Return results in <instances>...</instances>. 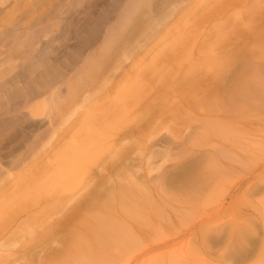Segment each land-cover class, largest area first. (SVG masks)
<instances>
[{
    "label": "bare ground",
    "instance_id": "6f19581e",
    "mask_svg": "<svg viewBox=\"0 0 264 264\" xmlns=\"http://www.w3.org/2000/svg\"><path fill=\"white\" fill-rule=\"evenodd\" d=\"M84 1L79 32L70 28L75 40L60 53L61 37L45 38L68 12L54 7L43 19L55 0H0V264H164L191 236L207 260L187 253L179 263L212 264L215 218L232 196L224 180L256 177L259 164L264 172L263 134L249 171L239 139L247 115L264 120V0L232 4L251 12L213 49L225 56L215 72L151 83L142 65L152 45L194 0L170 15L154 0L66 5ZM169 106L181 128L165 127ZM186 153L194 170L179 174ZM259 200L264 219V193ZM244 249L231 251L243 263Z\"/></svg>",
    "mask_w": 264,
    "mask_h": 264
},
{
    "label": "rangeland",
    "instance_id": "374dc122",
    "mask_svg": "<svg viewBox=\"0 0 264 264\" xmlns=\"http://www.w3.org/2000/svg\"><path fill=\"white\" fill-rule=\"evenodd\" d=\"M126 1L127 0H121L120 2L119 0L116 10L122 8ZM181 1L182 0H154L150 5L153 6L154 9L163 7L165 11H168V15H170L171 9ZM256 1L257 0H250V4L256 3ZM102 2L104 8H107L113 0H102ZM235 2H237V0H194L191 5H189V2H185L187 7L182 12L178 13L176 11L174 15L167 18V20L170 21L167 26L168 34L164 39L156 40L152 45V51H150L142 65L143 68H145V71L142 72V76L149 79L151 83L158 75L160 77V74L169 76L170 74L179 72L183 76H189L190 74L204 76L205 73L212 71L214 69L212 66H215L225 57L223 54L217 53L213 58V49L217 50V48H221L220 45L224 43L233 26L251 12L250 8L244 7V5H242V7H240L239 4L235 6L232 5ZM85 3L86 1L74 7H68L66 5V0H55L52 9H49L43 16L45 20L49 15H52L54 7L55 10H59L62 13L68 12V15L62 14L60 18L57 17L56 22L53 23L52 26L53 32L45 38L48 39L51 36L57 38V36H60L61 38H59L56 44L60 53H63L65 45L75 40L70 28L73 27L79 32L85 17L83 11ZM168 3H171V6H169ZM146 7L149 8L150 6L148 5ZM150 12L143 7L140 17L146 18ZM110 15L111 14L108 13L107 17ZM66 17L70 19L67 20ZM115 17L116 14L111 15L110 21ZM44 20H42V22L41 20L33 22L29 28L37 29L42 27L45 23ZM140 20L141 19H137L136 22ZM68 29L69 33H66ZM64 32L66 33L65 35H63ZM70 37H72V39H70ZM66 38H68V41L65 40ZM40 45L41 43L37 44V48H39ZM207 49L212 51L211 54H208ZM228 51L229 48H225L223 53ZM192 52H194V54H192ZM233 53L234 50L228 55H232ZM213 72H215V70H213ZM227 73H229V71ZM168 110L169 112L165 114V127L171 126L174 128H181L182 126H180V124L171 122L170 112L172 109L170 106ZM253 114L254 112L247 115V118L243 121L244 129L240 133L243 137H239L246 145L244 149L250 152V158L246 160L244 166L247 168L246 171H249L253 168L252 166L261 161L254 158V154L257 148L261 149L259 140L257 139L260 134L264 136V120H256L253 118ZM163 133L169 136L166 130L163 131ZM235 137L238 139L237 135ZM246 143H248V145ZM187 154L190 153H186L183 157L185 160L183 165L185 164L186 168L183 169V166L178 168L179 174L194 170L191 165H188V163L194 160V157L190 158ZM262 157L264 156L262 155ZM197 159L198 158L195 160ZM255 174L256 177L238 174L230 176V180H224L225 185L231 188L232 196L228 198L225 207L215 218L217 220L216 223H218V237L212 255V264H264L262 263L264 262L263 213L262 209H256L254 205V203H261L259 199L264 193V172H262V166H260V164ZM240 176L243 177V184H238ZM258 191L260 192L256 194ZM241 230H245L249 236L245 241H243L239 235ZM230 231H232V233H230ZM239 242H242L245 248L244 252L251 256L247 262L244 263L241 261L242 254L239 256L231 254L232 249L238 245ZM187 253L198 255L205 260H207L208 257L206 249L201 246V238L199 236H191L186 237L177 244L175 252L170 258H166L164 264H186L179 263L180 261H178V259L181 260L180 256ZM139 264H142V262H139Z\"/></svg>",
    "mask_w": 264,
    "mask_h": 264
}]
</instances>
